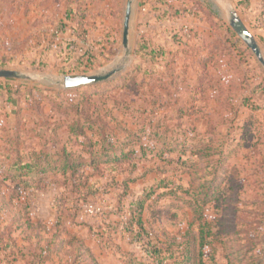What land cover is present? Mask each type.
<instances>
[{
    "label": "rangeland",
    "instance_id": "rangeland-1",
    "mask_svg": "<svg viewBox=\"0 0 264 264\" xmlns=\"http://www.w3.org/2000/svg\"><path fill=\"white\" fill-rule=\"evenodd\" d=\"M229 1L249 28L264 13ZM223 2L136 0L123 69L66 90L42 76L122 62L127 0H0V68L33 75L0 79V264H264V67ZM86 95L134 167L89 165V141L56 130Z\"/></svg>",
    "mask_w": 264,
    "mask_h": 264
},
{
    "label": "trees",
    "instance_id": "trees-1",
    "mask_svg": "<svg viewBox=\"0 0 264 264\" xmlns=\"http://www.w3.org/2000/svg\"><path fill=\"white\" fill-rule=\"evenodd\" d=\"M243 3V2H242ZM261 42L264 45V35L259 36ZM5 84V87L8 91L11 90V88L14 86V82L11 79L4 80L3 82ZM69 90V89H66ZM87 99L85 100V104H83L82 108H80L77 105H73L72 109L75 110V118L71 122H68V124L64 125H58L56 128H66V132H68L69 135L74 136L76 141H79V143L86 144L85 141L88 142L89 150L87 152L91 155V160L87 164L93 165L95 167H99V164L105 163L106 165H111L113 167H118L125 162L131 161L132 158L135 156V148L134 146H130L131 143L129 142H123L119 146L115 145L113 141H111L110 137L119 135L116 131V128L112 130V132H109V129L111 127V124L106 120L107 113H100L99 110L95 109V103L90 100L91 96H87ZM89 100L91 102H89ZM68 110V109H67ZM69 113V112H68ZM81 113V114H80ZM80 114V115H79ZM121 130V129H120ZM99 136L98 140L96 142H93V138H89L90 136ZM85 137L87 140H80V137ZM95 138V137H94ZM97 145H100L101 148L93 150V148ZM169 146V144H168ZM144 146H142L143 148ZM174 147H169L170 151H173ZM63 151L65 153L64 158L58 159V163L61 164V170L65 175H68L69 177L76 178L80 177V175L77 173L80 166L84 165L83 158L84 156L80 155L77 157H74V154L71 151H67L65 148H63ZM103 158H102V157ZM50 163V160H49ZM135 162H130V165L133 167L135 166ZM27 167L30 166V164H25ZM38 165V162L37 164ZM57 166V164H54L53 166H50L51 168H54ZM22 168V167H21ZM162 183V181H161ZM161 186H164V184H160ZM181 187V186H180ZM150 195H148L145 198L140 199L137 203L139 204L140 210L137 212L139 220H137V224L139 226H143V221L141 219L142 217V209L145 204V201L148 199ZM33 227L34 223L29 224ZM210 234H200L197 238H199V246L200 250L203 251L206 246H208L211 241L208 239ZM74 236H71L72 238ZM71 240V239H70ZM69 243V241H67ZM185 251V250H184ZM184 251L182 252L184 254ZM194 254H192L189 250H187V253H185V261L186 264H189V261L192 259ZM212 261H215L214 254L212 255Z\"/></svg>",
    "mask_w": 264,
    "mask_h": 264
},
{
    "label": "water",
    "instance_id": "water-1",
    "mask_svg": "<svg viewBox=\"0 0 264 264\" xmlns=\"http://www.w3.org/2000/svg\"><path fill=\"white\" fill-rule=\"evenodd\" d=\"M135 1L136 0H127L126 4L123 22L124 56L122 58V62H120L116 66L95 74L64 75L59 78H49L46 76H42V78L45 79L44 82L54 87L70 89L108 80L114 74L122 70L124 67L123 62L130 54V29L134 14ZM223 6L226 11V17L229 25L234 29V31L244 41V43L252 50L259 62L264 67V48L260 40L246 25L237 8L229 0H225V2H223ZM32 76L33 75L29 73L16 69L0 68V79H31Z\"/></svg>",
    "mask_w": 264,
    "mask_h": 264
},
{
    "label": "crops",
    "instance_id": "crops-1",
    "mask_svg": "<svg viewBox=\"0 0 264 264\" xmlns=\"http://www.w3.org/2000/svg\"><path fill=\"white\" fill-rule=\"evenodd\" d=\"M263 5V4H262ZM263 15V16H262ZM258 19L257 23L253 24L250 20V30L257 36L260 40L259 36L264 35V13L258 12L256 17ZM261 41V40H260Z\"/></svg>",
    "mask_w": 264,
    "mask_h": 264
}]
</instances>
